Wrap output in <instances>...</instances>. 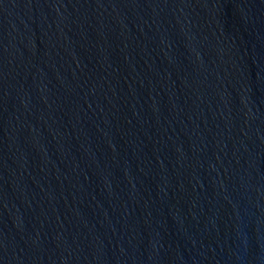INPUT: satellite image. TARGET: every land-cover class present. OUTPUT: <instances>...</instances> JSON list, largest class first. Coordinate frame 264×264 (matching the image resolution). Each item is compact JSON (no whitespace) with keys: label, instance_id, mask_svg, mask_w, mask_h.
Returning a JSON list of instances; mask_svg holds the SVG:
<instances>
[{"label":"water","instance_id":"1","mask_svg":"<svg viewBox=\"0 0 264 264\" xmlns=\"http://www.w3.org/2000/svg\"><path fill=\"white\" fill-rule=\"evenodd\" d=\"M0 264H264V0H0Z\"/></svg>","mask_w":264,"mask_h":264}]
</instances>
